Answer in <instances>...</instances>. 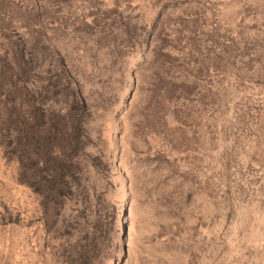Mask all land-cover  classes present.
Listing matches in <instances>:
<instances>
[{
  "label": "rangeland",
  "instance_id": "rangeland-1",
  "mask_svg": "<svg viewBox=\"0 0 264 264\" xmlns=\"http://www.w3.org/2000/svg\"><path fill=\"white\" fill-rule=\"evenodd\" d=\"M0 264H264V0H0Z\"/></svg>",
  "mask_w": 264,
  "mask_h": 264
}]
</instances>
